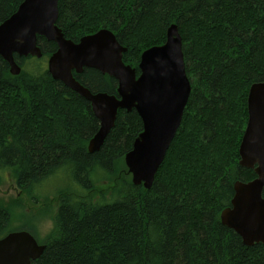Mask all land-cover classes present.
<instances>
[{
  "label": "trees",
  "instance_id": "trees-1",
  "mask_svg": "<svg viewBox=\"0 0 264 264\" xmlns=\"http://www.w3.org/2000/svg\"><path fill=\"white\" fill-rule=\"evenodd\" d=\"M23 1L0 0V25ZM57 9L65 39L106 29L137 75L141 54L164 44L175 24L191 92L146 190L124 165L142 132L135 110H118L90 154L99 122L88 102L48 73L56 44L37 37L41 58L15 55V77L0 59V185L4 171L29 196L59 173L72 182L57 192L52 230L39 242L45 250L31 264H264V244L245 247L220 222L235 182L256 178L239 166L238 149L249 88L264 81V0H58ZM73 77L92 94L117 96V82L94 69ZM99 174L109 181L97 187ZM19 203L0 202V238Z\"/></svg>",
  "mask_w": 264,
  "mask_h": 264
},
{
  "label": "water",
  "instance_id": "water-1",
  "mask_svg": "<svg viewBox=\"0 0 264 264\" xmlns=\"http://www.w3.org/2000/svg\"><path fill=\"white\" fill-rule=\"evenodd\" d=\"M58 0H24L16 13L0 25V59L9 66L11 76L20 74L14 56L41 58L37 37L54 42L57 50L47 61L52 79L62 83L89 103L99 129L88 142V153L98 152L114 127L117 111L135 110L142 132L134 140L124 163L134 186L149 190L182 121L191 86L186 76L182 39L172 24L161 46L140 56L136 70L125 65L127 52L106 29L82 37L77 43L64 38L56 26ZM94 69L117 82V96L92 94L78 83L72 72ZM247 123L238 149L239 166L251 170L256 178L233 185L230 206L220 214L221 224L232 230L245 247L264 244V81L250 86ZM45 246L38 245L26 231L10 233L0 239V264H31Z\"/></svg>",
  "mask_w": 264,
  "mask_h": 264
},
{
  "label": "rangeland",
  "instance_id": "rangeland-1",
  "mask_svg": "<svg viewBox=\"0 0 264 264\" xmlns=\"http://www.w3.org/2000/svg\"><path fill=\"white\" fill-rule=\"evenodd\" d=\"M47 67V61L45 63ZM98 177V179H97ZM96 186H104L108 182L107 176L99 174ZM72 186L69 175L59 173L55 178L45 181L33 190L32 196L24 194L14 182L10 171L1 173L0 202L5 205L20 199V207L11 209L9 225L1 232L5 237L10 233L27 231L37 243H43L52 230V219L56 211L57 192ZM25 228V229H23Z\"/></svg>",
  "mask_w": 264,
  "mask_h": 264
},
{
  "label": "bare ground",
  "instance_id": "bare-ground-1",
  "mask_svg": "<svg viewBox=\"0 0 264 264\" xmlns=\"http://www.w3.org/2000/svg\"><path fill=\"white\" fill-rule=\"evenodd\" d=\"M165 163V162H164Z\"/></svg>",
  "mask_w": 264,
  "mask_h": 264
}]
</instances>
